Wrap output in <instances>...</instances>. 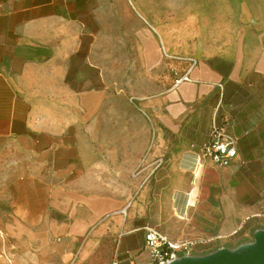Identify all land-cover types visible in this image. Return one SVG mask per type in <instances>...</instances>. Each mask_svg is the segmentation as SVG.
<instances>
[{
    "label": "crops",
    "instance_id": "0c3cea01",
    "mask_svg": "<svg viewBox=\"0 0 264 264\" xmlns=\"http://www.w3.org/2000/svg\"><path fill=\"white\" fill-rule=\"evenodd\" d=\"M250 1L0 0V264H152L145 226L190 255L264 229Z\"/></svg>",
    "mask_w": 264,
    "mask_h": 264
},
{
    "label": "built area",
    "instance_id": "2783aa9c",
    "mask_svg": "<svg viewBox=\"0 0 264 264\" xmlns=\"http://www.w3.org/2000/svg\"><path fill=\"white\" fill-rule=\"evenodd\" d=\"M187 75L177 79L176 82L187 80ZM203 155L213 163L228 164L237 153V138L227 132L222 126L212 129L210 138L202 146ZM145 245L151 250L152 264H168L181 256L190 255V247L184 241L171 242L154 227L145 226ZM183 250L180 254L179 250ZM108 264H119L111 261Z\"/></svg>",
    "mask_w": 264,
    "mask_h": 264
},
{
    "label": "water",
    "instance_id": "95a60500",
    "mask_svg": "<svg viewBox=\"0 0 264 264\" xmlns=\"http://www.w3.org/2000/svg\"><path fill=\"white\" fill-rule=\"evenodd\" d=\"M168 264H264V229H257L252 240L234 248L220 247L201 255H185Z\"/></svg>",
    "mask_w": 264,
    "mask_h": 264
},
{
    "label": "rangeland",
    "instance_id": "374dc122",
    "mask_svg": "<svg viewBox=\"0 0 264 264\" xmlns=\"http://www.w3.org/2000/svg\"><path fill=\"white\" fill-rule=\"evenodd\" d=\"M256 5H257V1H256V0H251V1L249 2V6H250V7H256Z\"/></svg>",
    "mask_w": 264,
    "mask_h": 264
},
{
    "label": "bare ground",
    "instance_id": "6f19581e",
    "mask_svg": "<svg viewBox=\"0 0 264 264\" xmlns=\"http://www.w3.org/2000/svg\"><path fill=\"white\" fill-rule=\"evenodd\" d=\"M191 27H192V30H194V25H192Z\"/></svg>",
    "mask_w": 264,
    "mask_h": 264
}]
</instances>
